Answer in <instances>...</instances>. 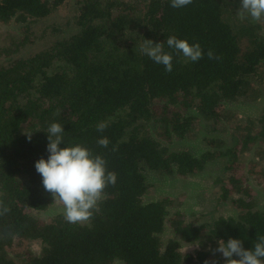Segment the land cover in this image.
I'll list each match as a JSON object with an SVG mask.
<instances>
[{
	"label": "trees",
	"instance_id": "16d2710c",
	"mask_svg": "<svg viewBox=\"0 0 264 264\" xmlns=\"http://www.w3.org/2000/svg\"><path fill=\"white\" fill-rule=\"evenodd\" d=\"M66 1L0 0V21L19 23L0 44V200L11 209L0 216V264H224L222 254L209 250L218 240L237 238L245 249L254 248L264 235V204L256 207L254 197L228 198L229 191L246 193L243 178L230 174L222 181V199H231L233 214L195 224L176 210L170 226L178 239L164 242L170 199L145 201V170L187 176L217 156L231 160L237 146L242 152L256 145L255 152L264 153V106L258 119L247 116V124L226 106L260 105L264 20H241L239 0H193L182 8L171 7V0H76L69 30L56 24L33 29ZM173 35L199 43L203 57L192 62L169 48ZM45 36L46 44L22 52ZM146 39L172 54L171 72L142 53ZM209 49L219 59H209ZM198 115L203 122L195 121ZM226 117L233 121L223 125ZM53 122L65 131L61 147H87L117 176L85 224L66 222L62 212L47 219L32 213L55 202L35 169L49 155L46 130ZM100 122L108 124L103 132L96 129ZM219 126L232 135L234 150H214L222 140L208 135L197 152L169 147ZM24 130L32 132L30 141ZM105 136L107 148L97 144ZM28 240L38 241L37 253ZM181 242L198 248L184 253Z\"/></svg>",
	"mask_w": 264,
	"mask_h": 264
},
{
	"label": "rangeland",
	"instance_id": "374dc122",
	"mask_svg": "<svg viewBox=\"0 0 264 264\" xmlns=\"http://www.w3.org/2000/svg\"><path fill=\"white\" fill-rule=\"evenodd\" d=\"M76 0H67L60 8L48 16L47 18L40 20L33 24V29L39 33L46 26L56 24L62 26L65 30H69L67 22L73 19V13L75 10ZM239 9V4H238ZM22 25V24H20ZM19 28V23H4L0 21V44H5L6 39L9 40L11 34ZM48 30V29H47ZM48 36L43 39H38L35 43L26 46L22 52L27 53L38 49L44 43ZM257 107H252L256 103H242L232 102L226 104L228 108H231L236 113V118L241 124H247V116L252 117L254 120L258 119V114H260L261 108L264 106V94L259 100H257ZM254 109H252V108ZM233 118L226 117L223 119V125L229 124ZM195 121H204L203 118L198 115ZM231 129V125H227ZM219 129L212 130L210 133H206L204 130H197V136L194 138H188L184 140L174 141L169 144L170 148L181 149L187 148L195 152L200 151V141L205 135L213 136L215 138H220L222 140V145L212 146L215 150L217 148L232 149L233 138L232 135L227 132L223 134L225 129L223 126H219ZM203 129V128H202ZM228 129V130H230ZM222 130V131H221ZM227 147V148H226ZM253 147V145H252ZM239 151V147L237 146ZM222 149V150H223ZM233 147L232 150H234ZM256 145L248 151L243 150L234 154V157L230 160L227 155L217 156L215 159L210 160L205 165L204 169L200 173L190 174L187 176H168L160 174L156 171L145 170V180L148 183V189L145 194V201L154 200L157 198H169L170 202L168 205L169 215L165 218V228L161 232L160 236L165 242L169 238H177V234L174 233L173 228L170 226V220L174 219V213L176 210H181L183 213L182 217L185 222H192L195 224L207 223L211 215L222 214L229 215L233 214L234 206L229 200H223V187L226 182H222L229 175L234 174L243 178V183H245L246 193H236L229 191L228 198L243 196L245 198L254 197L256 201V207L264 204V157L261 160L260 157L264 155L255 152ZM241 157V154H244ZM240 154V155H239ZM239 157V158H238ZM238 158V159H237ZM260 159V161H259ZM56 212H62V205L57 202L52 203V205L44 210H32L34 216L47 219ZM205 230L206 227L202 225ZM206 231V230H205ZM206 236V235H205ZM29 249L33 253H37L40 249V244L37 240H28ZM191 246V247H189ZM189 247L188 249H186ZM198 248V245L181 242L182 252H190ZM186 249V251H185ZM120 263V262H119ZM118 264V262H115Z\"/></svg>",
	"mask_w": 264,
	"mask_h": 264
},
{
	"label": "clouds",
	"instance_id": "9594fccd",
	"mask_svg": "<svg viewBox=\"0 0 264 264\" xmlns=\"http://www.w3.org/2000/svg\"><path fill=\"white\" fill-rule=\"evenodd\" d=\"M192 2L193 0H171V7L182 8ZM238 15L241 20L246 18L253 22L264 20V0H239ZM166 44L192 62L200 60L204 55L199 43H189L187 39H180L174 35L167 38ZM141 51L156 64L163 65L166 71H172L173 56L163 50L162 43L146 39ZM207 55L209 59H219L211 49ZM107 127V122L96 125L99 132H103ZM24 132L30 141L32 132L25 130ZM46 132L49 155L47 159L41 157L35 162V169L42 177L43 188L51 194L53 201L62 205V215L66 222L85 224L91 220L94 211H99V202L104 198L105 189L109 185H115L116 173L107 169V162L102 155H94L85 146L76 144L61 147L65 131L60 123H51ZM97 144L107 148L109 139L106 136L101 137ZM117 150L118 146H113L112 151ZM10 210V207L0 200V216L6 215ZM217 245L216 248L209 250L214 256L217 252L222 254L224 264H264V235L257 237L252 249H245L242 241L237 238H229L226 242L218 240ZM234 256L238 259L233 258ZM204 264L210 262L206 260ZM211 264L217 262L213 260Z\"/></svg>",
	"mask_w": 264,
	"mask_h": 264
}]
</instances>
